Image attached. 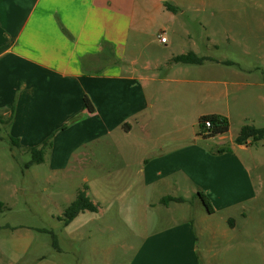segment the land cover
Masks as SVG:
<instances>
[{
  "label": "rangeland",
  "instance_id": "374dc122",
  "mask_svg": "<svg viewBox=\"0 0 264 264\" xmlns=\"http://www.w3.org/2000/svg\"><path fill=\"white\" fill-rule=\"evenodd\" d=\"M171 1L164 5H173ZM182 3L200 7L202 0ZM250 3L213 0L207 6L225 10L229 39L214 54L253 69L251 81L263 82L264 26L248 32L234 17ZM214 69L223 72L219 79L229 82L215 87L227 89V97L215 96L207 109L191 106L176 112L172 122L150 130L132 125L126 132L128 125L105 128L76 116L69 126L60 123V130L36 128L30 135L34 137L23 136L24 144L17 148L8 139L7 117L0 114V264H264V141L248 145L246 151L231 143L244 124L264 127L257 98L264 95V86L242 87L240 80L229 77L239 76L234 66ZM208 110L222 113L229 129L196 143L199 117ZM49 137L45 161L24 169L30 159L26 150ZM140 145L149 149L143 154ZM160 147L168 150L166 160H152ZM221 148L230 151L218 153ZM159 167L171 173L181 189L177 195L189 201L168 211L157 202L167 195V179L156 175ZM78 190L104 213H83L65 227L60 218ZM195 191L206 196L213 214L206 212Z\"/></svg>",
  "mask_w": 264,
  "mask_h": 264
},
{
  "label": "crops",
  "instance_id": "0c3cea01",
  "mask_svg": "<svg viewBox=\"0 0 264 264\" xmlns=\"http://www.w3.org/2000/svg\"><path fill=\"white\" fill-rule=\"evenodd\" d=\"M185 1L192 0H172L179 8L172 12L166 9L165 0H0V114L7 117L9 138L18 142L17 148L24 144L23 136L25 140L34 137L30 135L36 128L60 130V123L69 126L76 116L101 122L105 128L128 125L129 132L132 125L144 131L172 122V114L191 106L207 109L215 96H228L227 89L215 90L229 83L217 77L223 72L214 69V65L225 67L224 62L238 70L239 76L229 77L240 80L242 87H263L264 79L251 81L253 69L240 67L225 55L215 57L229 39L225 37V10H208L213 0H202L200 7L182 3ZM247 1L250 7L240 9L234 17L246 31L260 32L264 26L262 0ZM187 52L211 60L201 64L173 61ZM244 53L250 57L248 51ZM245 55H240L243 62ZM84 97L93 107L91 112ZM257 98L263 105L264 120V95L259 93ZM207 114L222 115L210 110L203 115ZM233 141L232 146L243 151L252 144L250 140L246 144ZM138 149L144 154L149 148L140 145ZM49 150L51 147L45 155ZM157 150L159 155L152 160H166L168 150ZM239 166L251 182L241 159ZM161 167L156 175L167 179V195L157 202L164 196L184 199L159 203L168 211L189 199L177 195L181 192L178 182ZM90 201L97 211H84L76 217L103 215V207ZM211 207L209 214L214 213Z\"/></svg>",
  "mask_w": 264,
  "mask_h": 264
},
{
  "label": "trees",
  "instance_id": "16d2710c",
  "mask_svg": "<svg viewBox=\"0 0 264 264\" xmlns=\"http://www.w3.org/2000/svg\"><path fill=\"white\" fill-rule=\"evenodd\" d=\"M165 7L167 10L172 12L177 11V7L171 4L165 3ZM211 60L209 58H203L196 56L193 52H187L185 54H181L173 57V61L177 63L183 64H201L203 61ZM227 65H232L231 62H224ZM84 104L88 111H92L93 107L89 100L84 97ZM209 122L210 126L205 127L204 123ZM198 133L197 136L200 138L213 137L215 135H221L228 131L229 124L225 117L219 114H207L199 117L198 120ZM264 138V127H255L250 124H244L241 126L237 137L234 139L236 144H246L247 140H250L251 143H255L261 141ZM10 143H12L15 147H19V144L16 140L9 138ZM51 142L50 137L42 142L40 146L31 147L26 150L30 154V159L28 162L23 164V168L27 169L31 165L41 164L44 161L45 152L50 149ZM229 151L228 148L218 149V153H223ZM196 197L199 198L202 205L204 206L207 213H212V207L206 198V196L197 191ZM184 199L180 197H172V196H164L160 199L159 203L162 205H167L169 202L180 203L183 202ZM2 204L0 203V206ZM89 211L96 212L97 206L93 204L89 197L86 195L85 191L79 190L76 197L73 201L69 203V205L64 209L61 221L62 225H68L79 213ZM53 244L55 245V239L53 238Z\"/></svg>",
  "mask_w": 264,
  "mask_h": 264
},
{
  "label": "built area",
  "instance_id": "2783aa9c",
  "mask_svg": "<svg viewBox=\"0 0 264 264\" xmlns=\"http://www.w3.org/2000/svg\"><path fill=\"white\" fill-rule=\"evenodd\" d=\"M160 41L161 42H165V38L164 37H160ZM204 125H205L206 128L210 126L209 122H207V121L204 123Z\"/></svg>",
  "mask_w": 264,
  "mask_h": 264
}]
</instances>
